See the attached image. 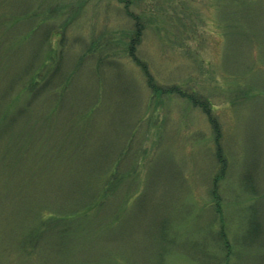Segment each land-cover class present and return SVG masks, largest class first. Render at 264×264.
<instances>
[{"label": "rangeland", "instance_id": "obj_1", "mask_svg": "<svg viewBox=\"0 0 264 264\" xmlns=\"http://www.w3.org/2000/svg\"><path fill=\"white\" fill-rule=\"evenodd\" d=\"M123 2L213 111L124 3L0 0V264H264V0Z\"/></svg>", "mask_w": 264, "mask_h": 264}, {"label": "trees", "instance_id": "obj_2", "mask_svg": "<svg viewBox=\"0 0 264 264\" xmlns=\"http://www.w3.org/2000/svg\"><path fill=\"white\" fill-rule=\"evenodd\" d=\"M123 1L124 0H118V2H120L121 4H123V3L125 4V9H126V11L128 10V12H127L128 16L131 18V21L133 22L134 28L131 31L132 36L130 38V43H125L122 46H124L125 48H128L129 58H131L136 63V65L141 69V71H143V73L145 75V79H146L147 84H148V89L149 90L152 89L154 94H166V95H176V94H178V96H184L188 100V102L190 104H192L193 106H199L202 111H206V112H208L210 114V111H213L212 107L211 108L209 107V103L208 102H200L199 101V97H197L196 94L194 95V93H193V94H188L187 95L183 91L179 90L180 87H178L177 85H170V86H167V87H164V88L157 87V85L154 83V80L148 75V69L146 67V64L142 63L140 58L137 56V48L142 42L143 36L145 34V29H146L145 24L142 25L141 23H144L143 19L146 20L147 18H145V16H144L143 19H141L140 16L135 15V14L133 15V13L129 11V5L126 6V2H123ZM85 3L86 2H84V3L80 4V5H85ZM80 5L78 6V10L76 12V15H77L79 9L81 8ZM36 15H37V12H35V14H33L34 17L40 16V15H38V16H36ZM47 18H48V15H46L43 18H39L36 22L38 24H44ZM32 32L33 31L31 30L28 33L29 36H27V38L31 37L30 35L32 34ZM52 36H55V35L53 33H48L45 36L44 41H43L45 43V45L47 44L48 41L51 40ZM120 42H121V40L116 42V43L119 44ZM91 51H92V49H87V52H91ZM53 53L54 52H52V51L50 52L51 55ZM83 64H84V60L80 63V68L83 66ZM44 65L46 66L47 64L44 63ZM58 69H59V65L57 66L56 71H58ZM38 74H39V72H38V70H36L34 76L30 80H28L29 87H27L26 90L29 89V91H30L35 86V84L37 82L36 76ZM63 83L65 84V82H63ZM218 134H219V132L217 133V135ZM218 148H220L219 144H218ZM213 196H215V197H213V200L216 203H218V205H221L220 196H216V194H214ZM253 207L255 208V206H253ZM258 220H259V216H258V213L256 212L253 215H251V218H250L249 224H248L249 225V227H248L249 232L253 233L255 235L256 234L260 235L262 233V227H261L260 221L258 222Z\"/></svg>", "mask_w": 264, "mask_h": 264}]
</instances>
